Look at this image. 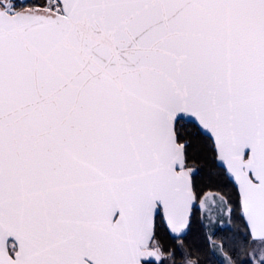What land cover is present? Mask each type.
I'll return each instance as SVG.
<instances>
[{
	"label": "snow or ice",
	"instance_id": "6c2138e0",
	"mask_svg": "<svg viewBox=\"0 0 264 264\" xmlns=\"http://www.w3.org/2000/svg\"><path fill=\"white\" fill-rule=\"evenodd\" d=\"M197 138L264 264V0H0V264H177Z\"/></svg>",
	"mask_w": 264,
	"mask_h": 264
},
{
	"label": "trees",
	"instance_id": "16d2710c",
	"mask_svg": "<svg viewBox=\"0 0 264 264\" xmlns=\"http://www.w3.org/2000/svg\"><path fill=\"white\" fill-rule=\"evenodd\" d=\"M187 127L189 130H192L190 125H187ZM203 143V140L200 138L193 141L194 146L201 149L198 156V183L205 192L219 193L224 195L226 199L231 197L233 213L230 215L228 225L220 226L215 232L211 233L206 224L203 210H194L191 229L183 242L189 252V256L196 260L197 264H225L216 252L214 242L221 245L225 254L231 258L234 264H240V261L246 257L240 251L243 243V237L241 235L243 228L241 222L237 219L236 194L232 185L213 166L211 160L207 158L206 152L203 151ZM161 237L166 239L163 231L161 232ZM170 251H176V249L171 248ZM179 251L181 254L176 256L177 264L183 259L181 248Z\"/></svg>",
	"mask_w": 264,
	"mask_h": 264
},
{
	"label": "rangeland",
	"instance_id": "374dc122",
	"mask_svg": "<svg viewBox=\"0 0 264 264\" xmlns=\"http://www.w3.org/2000/svg\"><path fill=\"white\" fill-rule=\"evenodd\" d=\"M218 207L220 208V210L219 211H213L210 218H207L205 213H204L206 224H207L208 229L211 233L215 232V230L218 227L228 225L230 222L229 213L226 211L225 208H223L222 206L219 205V202H218ZM180 243L183 245V247H181V250L183 253V259L179 262V264H186V262L188 260L196 262V260L192 259L189 256V252H188L186 246L184 245V242L181 241ZM214 247H215L216 252L220 256V258L225 262V264H229V257L225 254L221 245L217 242H214ZM196 264H197V262H196Z\"/></svg>",
	"mask_w": 264,
	"mask_h": 264
},
{
	"label": "water",
	"instance_id": "95a60500",
	"mask_svg": "<svg viewBox=\"0 0 264 264\" xmlns=\"http://www.w3.org/2000/svg\"><path fill=\"white\" fill-rule=\"evenodd\" d=\"M194 214V213H193Z\"/></svg>",
	"mask_w": 264,
	"mask_h": 264
}]
</instances>
